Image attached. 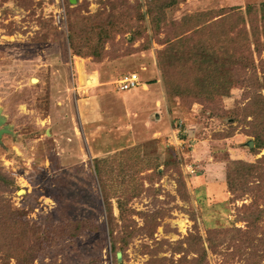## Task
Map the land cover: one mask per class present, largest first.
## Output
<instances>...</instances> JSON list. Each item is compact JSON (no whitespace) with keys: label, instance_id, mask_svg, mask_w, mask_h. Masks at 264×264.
<instances>
[{"label":"rangeland","instance_id":"374dc122","mask_svg":"<svg viewBox=\"0 0 264 264\" xmlns=\"http://www.w3.org/2000/svg\"><path fill=\"white\" fill-rule=\"evenodd\" d=\"M173 1L0 0V264H264V0Z\"/></svg>","mask_w":264,"mask_h":264},{"label":"built area","instance_id":"2783aa9c","mask_svg":"<svg viewBox=\"0 0 264 264\" xmlns=\"http://www.w3.org/2000/svg\"><path fill=\"white\" fill-rule=\"evenodd\" d=\"M119 82V90L120 91H129L134 88H137L140 84L138 74L129 73L121 77Z\"/></svg>","mask_w":264,"mask_h":264},{"label":"crops","instance_id":"0c3cea01","mask_svg":"<svg viewBox=\"0 0 264 264\" xmlns=\"http://www.w3.org/2000/svg\"><path fill=\"white\" fill-rule=\"evenodd\" d=\"M139 77V81H140V84L137 88H134L132 90H129V91H134V90H137L136 92V96L138 97L139 101L141 103H147L149 101V98L152 99L153 98V93H154V86L152 84H143L144 87H148L147 90H144L143 88L141 89L140 86H141V80H140V76L138 75ZM151 89V90H150ZM153 89V90H152ZM151 94V95H150ZM156 96V94H155Z\"/></svg>","mask_w":264,"mask_h":264},{"label":"water","instance_id":"95a60500","mask_svg":"<svg viewBox=\"0 0 264 264\" xmlns=\"http://www.w3.org/2000/svg\"><path fill=\"white\" fill-rule=\"evenodd\" d=\"M70 2L75 4L77 2V0H70ZM1 124H2V120L0 119V126H1ZM5 132H7V131L4 128L0 129V138Z\"/></svg>","mask_w":264,"mask_h":264},{"label":"bare ground","instance_id":"6f19581e","mask_svg":"<svg viewBox=\"0 0 264 264\" xmlns=\"http://www.w3.org/2000/svg\"><path fill=\"white\" fill-rule=\"evenodd\" d=\"M82 68V67H81ZM83 75V74H82ZM96 79V78H95ZM84 81V80H83ZM85 81H86V79H85ZM35 82V81H34ZM94 82V80H93V78L92 79H90V83H93ZM97 82V81H96ZM95 83V82H94ZM95 85V84H94Z\"/></svg>","mask_w":264,"mask_h":264},{"label":"trees","instance_id":"16d2710c","mask_svg":"<svg viewBox=\"0 0 264 264\" xmlns=\"http://www.w3.org/2000/svg\"><path fill=\"white\" fill-rule=\"evenodd\" d=\"M172 2H174L173 0H172ZM196 27V26H195Z\"/></svg>","mask_w":264,"mask_h":264}]
</instances>
